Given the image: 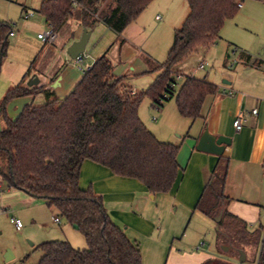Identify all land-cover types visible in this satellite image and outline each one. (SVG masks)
I'll use <instances>...</instances> for the list:
<instances>
[{"label":"trees","instance_id":"obj_1","mask_svg":"<svg viewBox=\"0 0 264 264\" xmlns=\"http://www.w3.org/2000/svg\"><path fill=\"white\" fill-rule=\"evenodd\" d=\"M151 1L43 0L38 11L57 31L78 4L86 27L103 21L120 34ZM243 1L187 0L189 13L174 31L166 59L155 62L146 57L148 71L160 72L142 92H133L127 77L112 74L114 67L106 53L84 71L66 96L49 100L52 93L44 90L47 101L26 104L14 118L7 114V104L38 88L19 82L7 89L0 100L5 120L0 130V176L9 186L43 198L87 243L77 248L66 239L43 241L37 246L42 255L35 264H144L140 247L111 219L102 196L80 185L81 165L86 159L94 160L118 175L141 180L152 193L177 188L182 176L177 158L180 145L158 139L140 118L139 106L145 95L159 108L174 95L182 116L194 120L201 115L205 97L216 93L218 86L207 78L186 75L175 92L176 66L199 48L216 43L225 21ZM12 30L10 22L0 20V68ZM164 91L168 94L162 98ZM221 162L225 166L219 168ZM227 168L228 159L219 157L195 207L211 217L222 212L218 238L230 239L242 250L261 247L257 264H264V224L251 229L227 209Z\"/></svg>","mask_w":264,"mask_h":264},{"label":"rangeland","instance_id":"obj_2","mask_svg":"<svg viewBox=\"0 0 264 264\" xmlns=\"http://www.w3.org/2000/svg\"><path fill=\"white\" fill-rule=\"evenodd\" d=\"M41 1L0 0V20L10 22L13 29V35H9L7 54L1 63L0 87L8 78H22L30 66L29 75L44 74L55 58L45 52L48 43L37 37L38 32L49 29L43 15L38 11ZM22 3L34 9V15L25 18ZM187 10V0H152L141 12L143 16L147 15V30L134 40L138 50L143 54H151L159 62L164 61L173 42L174 29L182 24ZM241 10L239 8L233 17L225 21L220 31L222 39L207 49L199 48L176 66L179 73L174 86L175 92L186 75L206 77L220 84L230 78H264V72L260 68L264 49V26L262 29V25H256L255 20H239L242 16ZM156 15L160 17L156 18ZM70 25L65 30L68 31ZM248 38H254L255 42L247 47ZM115 40L116 34L102 22L94 27L85 51L91 58L99 57ZM201 61L208 62L203 69L199 67ZM247 72H250V76ZM158 73L159 70L138 72L133 75L130 84L137 92H142L149 87ZM29 99V96H21L11 100L6 106L7 114L12 116L19 113ZM139 112L146 126L157 133L158 138L180 145L179 150L182 152L179 161L184 157L188 159L185 136L193 123L192 119L179 113L174 95L165 100L160 108L145 95ZM153 116H156V119H153ZM252 178L245 184L247 190L259 188L258 179L253 176ZM262 195L264 199V190ZM152 196V193H138L137 207L134 206V210L130 208L133 214L128 216L129 221L131 216H136L132 226L128 228L123 222L125 216L119 220L122 229L127 227L131 239L140 247L144 264H168L172 247L209 252L212 257L206 262H225L235 257V264L238 263L239 251L242 249L230 239L224 242L223 238H218L216 217L208 216L196 207H179L174 210V206L170 205L171 197L165 192ZM27 198L30 199L19 198V203L0 213V264H35L42 255L37 246L46 240L66 239L77 248L86 247L83 234L59 215L55 208H49L43 198ZM262 201L264 224V200ZM105 206L111 207L107 203ZM54 215L60 216L59 223L54 222ZM11 218H19L22 221L20 230L16 229ZM246 249L244 264H257L258 257H254V249ZM9 251L14 257L6 260L5 256Z\"/></svg>","mask_w":264,"mask_h":264},{"label":"crops","instance_id":"obj_3","mask_svg":"<svg viewBox=\"0 0 264 264\" xmlns=\"http://www.w3.org/2000/svg\"><path fill=\"white\" fill-rule=\"evenodd\" d=\"M263 4L264 2L260 0H244L242 5L239 7L242 9V16H240L238 19L242 20L240 18H245L252 21L255 20L257 22L256 25H262L263 29ZM27 8L32 9L31 7L25 6L22 3V10L25 11ZM188 13L189 5L185 18L187 17ZM157 16L158 15H156V18ZM102 22L103 21H98L93 27H86L82 22V7L78 4H75L71 15H69L62 27L56 31L55 41L53 43H48V48L45 50V52L50 53L51 56H55V58L52 60L50 68L46 69L44 74L32 73V75H29L30 70H28V68L22 78H8L6 83L0 87V100L9 87L19 82H23V85L28 87L34 86L38 88L36 93L27 95L30 98L27 104H39L47 101L48 99L46 98L47 96L44 90L52 93V97L49 100L53 99L54 97L66 96L83 76L84 69L80 67H90L98 58V56L92 58L89 57V54L85 51L83 53V65L80 66L68 55L67 49L73 41L78 40L81 37L84 28L89 29L92 33L94 27ZM45 23L48 27H50L46 21ZM68 25H70V27L67 31L65 29L68 27ZM104 25L106 24L104 23ZM179 27H176L174 31ZM109 29L112 30L111 28ZM146 30L147 15L143 16L140 13V15L129 25H127L120 34H117L112 30L116 34V40L113 41L104 52L110 58L114 68L120 64H126V68L123 70L120 76L127 77L126 82L133 90L135 89L130 84L131 80L133 79V75L138 72H149L148 70L150 68V64L146 61V57L149 56L155 62H159L153 58L151 54L147 52L144 54L143 52L141 53L134 43L135 38L140 34H145ZM9 35H13V33L11 32ZM222 38L223 37L220 34V38L216 41V43ZM253 39L254 38H248L246 40L247 47L248 45L251 46L255 42V39ZM87 44L85 50L87 48ZM261 60L262 67L260 68L264 72V49ZM58 61L59 64L57 65ZM247 73L250 76V72ZM182 74H180V76H183ZM34 75L39 77L40 82L32 86L27 85V82ZM215 84L218 86V91L214 94H208L205 97L202 105L201 115L196 119L191 120L193 124L185 136L187 152L189 151L188 159L186 160L183 156L184 158L179 161V156L182 150L180 149L178 152L177 158L180 165V173L182 175L178 186L175 190L165 193H168V195L171 197L170 205L174 206V210L179 209V207L189 209L195 208L204 186L212 175L213 168L215 167L218 158H226L228 159V168L224 192L230 197V200L227 204V209L246 221L251 229H254L257 228L258 224L259 226L263 224L262 200L264 199L262 194L264 190V78H230L229 81H225L223 84L217 82ZM253 108H257V114L251 113ZM240 113L242 114L244 121L242 129L237 132L233 126V121ZM18 114L19 113L9 116L14 118ZM139 116L142 119L140 112ZM4 128L5 120L2 115H0V130ZM206 130H208L210 134H223L231 138L230 144L225 145L224 151L221 154L203 151L197 148L200 137ZM224 166V162L219 164V168ZM252 176L258 179L259 188L254 190L249 188L247 190L245 188V184L247 181L253 179ZM80 185L85 188L91 187L97 194L102 196L104 206L106 203L111 206H105L106 211L108 212L111 219L121 228L122 224L119 223V220H121L120 218H122V216H125L123 222L127 224L128 228L132 226V223L136 219V216H131L132 219L129 221L128 216L133 214L130 211V208L131 210H134V206L137 207V201L139 200V197H137L138 193H152L147 189L141 180L135 177L118 175L114 173L109 167L91 159H86L81 165ZM157 193L152 194L155 196ZM27 197L35 196L30 195L24 190L11 187L6 182V188L0 200V213H2V211L6 210L8 207L16 205L19 198H24L27 200L30 199ZM128 203H130V205ZM47 206L49 208H54L50 207L49 205ZM220 213L222 215V212ZM54 222L59 223L60 221ZM127 227L124 231L131 239L130 235L128 234ZM21 228L16 227L17 230H20ZM251 249H254L255 251L254 257H259V250L261 247H259V249ZM13 257L14 254L10 251L5 256L6 260H10ZM211 257L212 255L209 252L194 250L188 251L186 249L172 247L168 257V264H204L207 259H210ZM235 261V257H232L227 259L226 262L235 264Z\"/></svg>","mask_w":264,"mask_h":264},{"label":"water","instance_id":"obj_4","mask_svg":"<svg viewBox=\"0 0 264 264\" xmlns=\"http://www.w3.org/2000/svg\"><path fill=\"white\" fill-rule=\"evenodd\" d=\"M91 31L84 28L81 37L78 40L73 41L67 49L68 55L74 59L78 55L85 52L86 44L89 40ZM126 68V64H120L113 69L112 74L115 76H120L123 70ZM40 82L37 75L32 76V78L27 82V85L32 86ZM231 138L226 135H214L210 134L208 130L203 132L198 142L197 148L199 150L214 152L221 154L224 151L225 145L230 144ZM221 218V213L216 217L217 221ZM246 260V252L244 250L239 251V260L237 264H244Z\"/></svg>","mask_w":264,"mask_h":264},{"label":"built area","instance_id":"obj_5","mask_svg":"<svg viewBox=\"0 0 264 264\" xmlns=\"http://www.w3.org/2000/svg\"><path fill=\"white\" fill-rule=\"evenodd\" d=\"M242 5V2H239L238 3V6L240 7ZM34 14V10L33 9H30V8H27L25 11H24V17L25 18H28L30 16H32ZM157 17H160V16H157ZM38 38L41 39L44 43H53L56 39V31L52 28V27H49L48 30L44 31V32H39L37 34ZM83 58H84V54H80L78 55L76 58H74L73 60L78 63L80 66H81V63L83 62ZM208 64V62L206 61H201L200 64H199V67L200 68H205L206 65ZM82 69H84V71L88 68H83V67H80ZM175 84H173L174 86ZM133 92H135V90H133ZM168 92L167 91H164L163 92V97L167 96ZM257 108H253L251 110V113L252 114H257ZM153 119H156V116H153ZM243 121H244V118L242 116V114H238V116L235 118V120L233 121V126L235 128V130L237 132H239L242 127H243ZM6 188V181L3 179L2 176H0V200L2 198V195H3V192ZM12 221L14 222V224L16 225L17 228H21L22 227V221L19 219V218H11ZM54 221H60V217L58 215L54 216L53 217Z\"/></svg>","mask_w":264,"mask_h":264}]
</instances>
